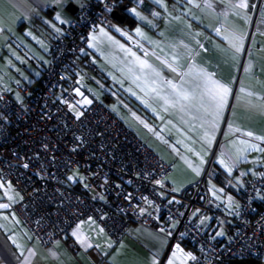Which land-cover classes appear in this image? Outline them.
I'll use <instances>...</instances> for the list:
<instances>
[{"label": "crops", "instance_id": "1", "mask_svg": "<svg viewBox=\"0 0 264 264\" xmlns=\"http://www.w3.org/2000/svg\"><path fill=\"white\" fill-rule=\"evenodd\" d=\"M124 1L129 21L124 18L121 22L113 17L110 26L93 25L79 52L80 57L92 61L96 71L103 74L100 78L112 79L143 105L150 121L147 124L150 133L141 140L168 160L171 170L180 169L181 185L188 186L198 181L214 161L212 154L218 150L220 157L217 163L232 175V188L224 190L222 196H226L236 208L240 191L237 180L264 170L247 160L250 145H260L261 149L264 146V78L252 80L256 71L264 76V66L256 58L248 59L249 63L241 73V85L238 84L241 96L234 99L238 105H228L233 89V69L240 61L242 35L231 30L233 27L225 22L224 27L231 33L221 37L215 35L220 24L213 25V20L220 16L230 21V14L237 9L245 19V27H248L249 12H254L255 8L254 0H243L245 7L237 6L242 0H187L198 23L180 6V0H160V3L156 0ZM85 2L0 0V82L8 86H0V92H8L16 100L19 97L20 101H17L21 102L16 85H38L51 55L48 37L57 35L60 25L70 22ZM131 9L144 19L141 20ZM119 13L123 15L120 10ZM211 25L214 27L210 28ZM254 26L262 33L264 17L256 19ZM117 28L121 31L117 32ZM136 28H140L143 36L136 34ZM209 28L213 32H209ZM124 49L135 52L151 68L141 69L135 58ZM172 68L176 71L173 72ZM77 70L81 69H76L71 79L77 76ZM167 80L187 92L189 99L173 103L177 96ZM250 80L257 84V88L249 85ZM216 84L229 89L218 116L215 114L216 102L212 99ZM164 98L169 103L165 104ZM247 98L253 100L251 105L247 104ZM226 156L238 161L229 165L232 173L219 163ZM247 165H254L250 173L244 172V168L249 170ZM5 182L9 181L0 177V204L8 205L0 208V264H169L170 260L172 264H192L193 259L188 258V254L195 258L198 256L195 246H185L179 238L171 239L159 222L155 228L131 222L122 237L115 240L99 222L89 217L73 226L51 246L43 247L15 209L21 199L20 192L10 182L13 188L9 190ZM172 184L173 180H167V185L177 191ZM13 192H17V197ZM224 205V201H217L209 195L210 209L203 211L192 207L190 217L199 219L211 236L223 223L224 234L212 236L223 239L231 226L228 217L232 212L225 211ZM215 210L222 212L218 214ZM68 236L77 246L75 252L64 242Z\"/></svg>", "mask_w": 264, "mask_h": 264}, {"label": "built area", "instance_id": "2", "mask_svg": "<svg viewBox=\"0 0 264 264\" xmlns=\"http://www.w3.org/2000/svg\"><path fill=\"white\" fill-rule=\"evenodd\" d=\"M114 7L115 0H86L70 22L60 25L57 35L48 37L51 55L38 85L16 86L21 102L0 92V177L21 194L15 206L19 216L48 247L88 217L113 238L130 221L152 225L156 219L152 203L166 219L176 221L166 230L171 239L181 231L197 247L192 264L264 257V208H255L263 174L243 181V198L232 210L236 226L219 244L201 224L187 218L197 204L202 181L190 197L165 201L160 193L165 187L158 182L170 170L169 163L103 104H84L73 92L70 71L101 76L79 52L93 25L110 26ZM205 195L200 206L210 209ZM64 242L77 250L71 237Z\"/></svg>", "mask_w": 264, "mask_h": 264}, {"label": "rangeland", "instance_id": "3", "mask_svg": "<svg viewBox=\"0 0 264 264\" xmlns=\"http://www.w3.org/2000/svg\"><path fill=\"white\" fill-rule=\"evenodd\" d=\"M252 1V0H250ZM180 6H183L186 9V13L188 16H190L195 22L198 23V19H195V14H191L189 8L191 4L189 5L187 0H180ZM254 12H249L250 14V24L248 27H245V19L240 16V13L237 9H234L232 13L230 14V17L232 20L225 21L220 16H215L213 20V25L218 22V25L216 27L215 35L217 36H224L228 33H231V30L239 32L242 36V51L240 52V61L237 66H234L233 69V89H232V96L231 100L228 105H238V103H234V99L237 100L239 96H241L238 84L241 85L240 79H241V73L244 71V67L246 63H249V60H252V58H256L260 60L261 63H263L264 66V30L263 32L258 31V27L255 28V20L264 17V0H254ZM224 22L226 24H229L231 27H233L230 31H227V29L224 27ZM214 26L211 25L210 28ZM208 29L209 32H213ZM217 29H219V32H217ZM235 43V41H233ZM229 70V69H228ZM232 72V69H230ZM264 72V68H263ZM77 76L74 78V86H73V92L78 97L79 100H81L84 104L85 99L89 101L98 100L101 104H103L105 107H107L113 114H115L123 123L125 126L129 127L138 138L145 139L146 134H149V127L148 123L150 124V121L145 114V109L143 105L137 103V101L134 100V97L127 92V90L121 86L116 85L115 81L112 82V79H107V77L100 78L95 73H89L87 71H81L77 70ZM2 74V73H1ZM255 77L252 80H259L261 81L262 78H264L263 74L258 71L253 73V76ZM1 78V77H0ZM250 80L249 85L252 87L257 88V84L255 82H251ZM0 86L3 88H7L8 86L4 83L0 82ZM0 87V89H1ZM238 87V93H236ZM79 90V93L77 92ZM16 96V94H15ZM106 98L108 100H106ZM247 101L248 105H251L253 103V100L251 98ZM19 97H18V99ZM94 102V101H93ZM240 105V104H239ZM149 132V133H148ZM149 136V135H147ZM248 142V141H246ZM245 142V143H246ZM264 149V146L263 148ZM249 154H247V160L250 164H256L255 166H261L262 169H264V154L261 155V147L260 145L255 148L249 147ZM264 153V151H262ZM220 157V153L218 150H215V152L212 154V158H214V161L217 163ZM259 159V161L257 160ZM249 170L244 168L245 173H250V168L254 165H247ZM215 167L211 166L210 168H207L204 171V174L202 178L206 177V186L205 189L209 193V195L213 196L215 200L217 201H224L225 205L224 207L226 210L230 211L233 210V203L230 202L227 197L222 196L225 192L222 190L223 188H220L218 184H216L213 179L211 178V175L214 172ZM231 169V167H230ZM231 173L233 170L230 171ZM167 180L171 181L173 180L172 187L177 190L175 192H179L183 190L187 185H181L180 183V169H172V172L168 175ZM8 189H12L13 186L9 182H5ZM163 186L165 185L164 182L161 183ZM12 187V188H11ZM165 187V186H164ZM15 196L17 197V192H13ZM226 198V202H225ZM233 208V209H232ZM192 214V212H191ZM199 220V219H198ZM219 220L223 221V219L219 218ZM218 233L224 234V224L220 223L217 227V231L214 232L212 236H222L218 235Z\"/></svg>", "mask_w": 264, "mask_h": 264}, {"label": "trees", "instance_id": "4", "mask_svg": "<svg viewBox=\"0 0 264 264\" xmlns=\"http://www.w3.org/2000/svg\"><path fill=\"white\" fill-rule=\"evenodd\" d=\"M126 2L124 0H115V7H114V10L116 9V11L119 12V10L123 13L122 16H124L125 20H128L129 21V18H128V15L125 14V8H124V4ZM113 10V11H114ZM113 13V12H112ZM111 20L114 21L113 19V15H111ZM96 25V24H95ZM44 72V71H43ZM74 70L70 71L68 73V81L72 82L73 79H71L73 77V74H74ZM102 73H101V76L99 77H102ZM43 74L41 75L40 79L42 78ZM40 79L38 81V83L40 82ZM19 85V84H18ZM17 86V85H16ZM143 141V140H142ZM144 142V141H143ZM147 144V143H146ZM148 145V144H147ZM149 146V145H148ZM150 147V146H149ZM151 148V147H150ZM158 154V153H157ZM160 155V154H158ZM161 156V155H160ZM162 157V156H161ZM163 158V157H162ZM165 161H167L169 163L168 160H166L165 158H163ZM210 167L211 166H214L215 169H214V172L213 174L211 175V178L213 179V181L218 184L220 186V188H223L222 190H228V189H231L232 185L230 183V178H232V175L227 173L223 168H221V166L216 163L215 161H212V163H210ZM170 165V163H169ZM209 167V168H210ZM171 165H170V170L168 171V173L159 181V185L163 186L161 183L164 182L165 183V190H163L161 193L163 199L167 202H170V203H173V202H179V196L180 195H184L186 197H190V195L192 194V192L194 191V188H195V185L196 183L202 181V187H201V192L198 194L197 198H196V202L197 204L193 205L192 207H199L201 208L203 211H208L209 209H204L200 206V203L201 202H204L206 200V195L207 194V202H208V205H209V194L207 192V190L205 189V186H206V177L205 178H200L198 181H196L195 183H192V185H188L186 186L183 190L179 191V192H175L173 191L168 185H167V177L168 175L171 173ZM260 174H263L264 175V170H259L256 172L255 175H248V176H244V177H241L239 178L238 183L240 185V188H239V203L240 201L242 200L243 198V181L246 180V179H251V178H256L258 177V175ZM163 186V187H164ZM236 191V190H235ZM150 207L152 208L154 214L156 215V219H155V222L152 224V225H145V226H148V227H153L155 228L159 222V225H162V228L167 230L168 228L170 227H174L176 226V221H173L171 219H166V215L165 213L159 211V210H155L154 209V205L152 203H149ZM239 205V204H238ZM185 207V204L182 203L180 205V208L181 209H184ZM192 207L190 208L188 214H187V218L189 220H194L196 222H198L199 224H201L198 220L194 219V218H191L190 217V211L192 209ZM255 208H256V211L257 210H261L264 208V186L257 192L256 194V204H255ZM222 212V211H221ZM215 214V213H213ZM223 214V213H222ZM233 213L231 212L230 215H229V222H230V227L228 229V232L227 234L225 235V237L223 239H219V238H213L214 240H216L219 244L223 243L226 239V237L231 233L233 232V229L235 228L236 224H235V221L233 220ZM85 219V218H84ZM83 220V219H82ZM81 220V221H82ZM23 222V221H22ZM131 222H136V223H139L137 221H130L129 223ZM24 223V222H23ZM142 224V223H140ZM129 225V224H128ZM144 225V224H142ZM202 225V224H201ZM26 226V225H25ZM203 226V225H202ZM27 227V226H26ZM205 228V230L207 231V233L209 234V236H211V234L209 233V229H207L205 226H203ZM103 228V227H102ZM104 230V228H103ZM30 231V230H29ZM105 231V230H104ZM106 232V231H105ZM125 232V231H124ZM124 232L118 237V238H115V240H118L120 237H122V235L124 234ZM107 233V232H106ZM33 235V234H32ZM34 236V235H33ZM112 237V236H111ZM212 237V236H211ZM178 238L181 240V242L185 245V246H195L188 238H186L183 233L180 231V234H178ZM196 247V246H195ZM197 248V247H196ZM228 264H264V257H260V258H232L229 260Z\"/></svg>", "mask_w": 264, "mask_h": 264}, {"label": "snow or ice", "instance_id": "5", "mask_svg": "<svg viewBox=\"0 0 264 264\" xmlns=\"http://www.w3.org/2000/svg\"><path fill=\"white\" fill-rule=\"evenodd\" d=\"M156 2L160 3V0H156ZM189 2H191V0H189ZM237 6L238 7H245V3L242 0V2L239 5H237ZM130 11L135 13L141 20L144 19V17L140 16V14L138 12H136L135 9H131ZM154 15H156V14L154 13ZM116 31L120 32L121 30L119 28H117ZM135 32H136L137 35L143 36V33L141 32L140 28H136ZM217 32H219V29H217ZM121 34L124 35L125 33H121ZM129 39H131V37H129ZM89 46L91 47L92 45H89ZM120 47L124 48L123 45H120ZM124 50L126 52H128L132 57L135 58L136 62L139 64L141 69L151 68V65H149L146 60L141 59L139 56H137L135 52H132L130 49H124ZM153 71L155 72L154 69H153ZM172 71L175 72L176 69L172 68ZM155 74L157 76L159 75L158 72H156ZM153 83H155V81H153ZM166 83L173 89V91L175 92V94L177 96V99L175 101H173V103H179L181 100L186 101V100L189 99V94L187 92L181 91L178 88V86L176 84H174L171 80H167ZM214 88H215V91L212 93V99L216 102L215 103V114L218 116L220 110L223 108L225 97L227 96V93H228L229 89L227 88V86L219 85V84L214 85ZM152 91L155 92L156 89L153 88ZM77 92L79 93V90H77ZM133 94H135V93H133ZM164 102H165V104L169 103L167 98H164ZM85 103H91V101L85 99ZM153 111H155V110H153ZM213 126H214V124H213ZM245 135L251 136L252 133H245ZM256 139H262V138L261 137H256ZM210 143H211V141L209 140V144ZM250 147H255V145H250ZM261 151H264V149H261ZM236 162H238V161H232L231 157H227V156L222 158V159H220V161H219V163L221 165H223L225 168H227L229 171H231L229 165L232 164V163H236ZM69 179H72V177H69ZM229 199H231V198H229ZM7 207H8L7 204H0V208H7ZM73 235H76V233H73ZM218 235H222V233H218ZM177 249H179V245H177ZM188 258L195 259V257L192 256L190 253L188 254ZM169 264H172L171 260L169 261Z\"/></svg>", "mask_w": 264, "mask_h": 264}, {"label": "water", "instance_id": "6", "mask_svg": "<svg viewBox=\"0 0 264 264\" xmlns=\"http://www.w3.org/2000/svg\"><path fill=\"white\" fill-rule=\"evenodd\" d=\"M124 7H126V5H125ZM73 12H74V11H73ZM112 15H113V17H115L117 20H119V21H121V22L124 21V16L120 15L119 12L114 11V12L112 13Z\"/></svg>", "mask_w": 264, "mask_h": 264}]
</instances>
